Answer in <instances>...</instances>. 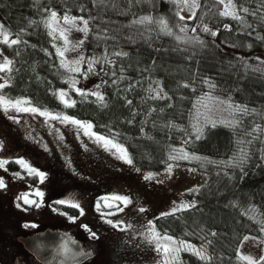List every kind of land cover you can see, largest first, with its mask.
Instances as JSON below:
<instances>
[{
	"label": "trees",
	"instance_id": "obj_1",
	"mask_svg": "<svg viewBox=\"0 0 264 264\" xmlns=\"http://www.w3.org/2000/svg\"><path fill=\"white\" fill-rule=\"evenodd\" d=\"M232 3L240 20L222 16L224 5L217 0H197L194 19L180 13L178 0H0V24L12 39L21 41L11 47L0 44V52L12 61L10 73H1L10 87L0 96L24 98L38 109L92 124L94 132L125 147L132 164L142 171L160 172L177 159L204 175L201 184L183 193L190 202L187 210L153 220L159 234L190 243L208 257L201 260L182 251L175 264H246L237 256L243 237L249 234L264 241V59L255 55L264 52V0ZM52 12L88 21L82 56L85 67L100 61L91 66L100 74L103 103L67 89L69 73L61 67L46 27ZM146 18L152 23H134ZM162 22L171 35L161 30ZM63 89L69 90L74 107H65L68 103L59 99L57 91ZM208 89L247 111H237L234 123L204 126L197 138L191 114L195 100ZM1 125L0 140L10 143L1 155L10 163L1 173L36 183L11 161L23 159L35 168L32 162L39 157L28 160L27 147L6 134L12 127ZM176 148L198 159L178 158ZM49 163L46 159L35 165L46 170L54 166ZM3 179L8 187L7 176ZM50 187L52 195L57 193L55 182ZM68 208L61 210L76 216ZM0 220V245L6 247L4 229L13 222ZM24 226L22 233L34 231ZM10 239V249L18 252L15 235ZM12 257L0 254L4 263Z\"/></svg>",
	"mask_w": 264,
	"mask_h": 264
},
{
	"label": "rangeland",
	"instance_id": "obj_2",
	"mask_svg": "<svg viewBox=\"0 0 264 264\" xmlns=\"http://www.w3.org/2000/svg\"><path fill=\"white\" fill-rule=\"evenodd\" d=\"M228 3L229 0H223L224 10ZM196 4L197 0H178L180 13L185 17L192 16ZM231 4L233 5L232 0ZM57 15L61 21L60 26L67 31V47L70 49L78 47V50L68 51L63 56V60L69 67H72L74 62L80 60L82 56L81 41H83L85 34L76 32L69 25H63L62 21L65 16L77 21L87 20L77 16ZM77 26L82 27L83 25L78 24ZM3 31L6 32L4 27ZM49 31L51 30L49 29ZM0 39H2V35H0ZM54 43L56 52L57 49L63 50L66 46L64 39L60 38L59 34L54 39ZM255 55H257V58L264 59V52H256ZM5 59L8 60L4 55L0 57V65L4 64ZM59 60L61 64L60 56ZM89 66L91 65L85 67L84 63L81 64L78 72L68 71L62 67L69 73L67 89L69 88L75 92L78 90L79 92L93 93L95 97L97 93L102 96L100 74L94 66V74L89 73ZM85 76L88 78L84 79ZM73 81L78 82L75 84V90L73 89ZM4 83V78L1 77L0 73V86ZM67 89L59 90L57 94L62 102L70 103L67 93L69 90ZM61 93L67 95L61 99ZM0 101L15 103L17 101H27V99L9 100L0 96ZM20 107L38 109L31 104H21ZM237 108V105L231 100L222 98L211 89H208L207 92L195 100L191 114L192 125L197 133V128L201 131L207 125L234 123L236 122ZM38 110L65 117L62 114L42 109ZM68 118L79 121L72 117ZM5 121L12 127V129H7L6 134L9 133L14 137H18L21 146L27 147L25 157L28 158L32 155L39 157L33 162L29 158L28 160L33 163L36 170L41 171L46 176L45 182L38 187L39 178L35 177L33 181H36V183H32L28 179L18 178L22 176L2 174L3 170H0V178L7 176L8 181L6 190L0 191V203L2 202L3 205L0 207L2 211L0 218L13 222L8 230L4 229V245L6 247L0 245V254L2 256L11 254V257H13L10 264L37 263L34 262V258L23 253L24 259L20 252H16V249H13V251L10 249L11 245H14V243L11 244L10 237L15 235L17 238L24 235L19 231L22 224L35 225L32 234L46 229H55V227L71 230L74 238H78L84 243L88 242L84 246L85 248L93 249L94 256L90 259L89 264H175L178 262L180 253L187 251L183 249V245H191L192 248L197 249L190 243L159 234L155 230L153 220L161 215L177 213L186 205L189 207L190 202L184 197L183 193L189 187L201 184L205 180L204 175L186 165L179 164L177 159H174L160 172L142 171L133 164L129 166L122 163L121 160L115 158L114 154H109L103 146L96 143L89 135H85L84 129L77 128L74 125H66L60 121H46L41 116L32 115L25 111L4 112L2 105H0V125L2 122L6 123ZM79 122L88 124L83 121ZM7 127L9 128V126ZM87 131L90 134L102 136L94 132L93 129ZM0 134L4 135L1 132ZM114 142L119 144L116 141ZM0 144H3V150L6 148L5 146L10 145L9 142L4 145L2 140H0ZM119 145L123 147L121 144ZM45 146L49 151L44 150ZM3 150L0 152V160L5 159L4 156H1L4 155ZM175 150L178 158H184V154H187L177 148ZM46 159H50L52 163L49 164H54V166H46V170L36 166L39 161L42 163ZM43 165L41 166L43 167ZM169 168L173 169L171 177L167 175ZM149 175L156 177V179L153 181L145 180L144 178ZM54 182L58 190L57 193L52 195V187L50 186ZM36 191L44 194V206L30 208L24 205L20 198L27 195L30 200L35 199L34 193ZM113 196L130 199L132 203L127 208H123V205L105 208L103 206L105 200ZM9 201L11 202L9 203ZM59 201L79 203L84 211L83 217L80 214L75 217L73 213L69 212L68 214L63 212L64 215H60L59 213L62 212L61 209L64 206L58 204ZM98 201L101 204L99 212L96 207ZM17 202L25 209L24 211H20L16 207ZM52 202L54 205H52ZM108 203L111 204L112 202L109 200ZM55 204H58L60 208L58 209ZM121 208H123V211H120ZM68 209L71 212L72 210L76 211L72 208ZM141 209H147V211H141ZM101 212L105 214L117 212L118 214L101 215ZM70 219L76 220V223H71ZM106 219L112 223L122 225L125 230L114 229L109 223H105ZM1 227L0 220V229ZM85 227L90 229L91 233H95L98 239L90 238V233L85 231ZM164 237L169 239L165 240ZM249 237L252 239L245 243V239ZM172 241H175V243H172ZM157 247L162 249L160 253L156 251ZM163 248L170 250L168 255H164ZM174 250L178 251L179 254L173 255ZM263 254L264 241L249 234L243 237L237 248L238 258L246 264H248L249 259L259 261ZM14 257H17L16 260H14ZM241 257L245 259L242 260ZM0 264L2 263L0 262Z\"/></svg>",
	"mask_w": 264,
	"mask_h": 264
},
{
	"label": "snow or ice",
	"instance_id": "obj_3",
	"mask_svg": "<svg viewBox=\"0 0 264 264\" xmlns=\"http://www.w3.org/2000/svg\"><path fill=\"white\" fill-rule=\"evenodd\" d=\"M217 2L218 3H223V0H217ZM193 7H195V5H193ZM243 12H244L245 15L249 14L247 9H244ZM221 15L224 16L225 18H231L233 20H240L241 19L240 15L237 13L235 7L231 4V0H229L228 5L225 6V10L221 13ZM192 18L193 19L195 18V11L192 12ZM181 19H183V17H181ZM134 23L150 24V23H152V21H151V19H147L146 18V19H142L140 21H134ZM62 24L63 25H69L76 32L84 33L85 36L89 32L88 21H85V20L77 21V20H74V19H71V18L65 16L63 18ZM78 24H82L83 26L82 27H78L77 26ZM60 25H61V21L59 20L57 13L52 12L50 14V19L48 21H46V27L51 30L49 34L52 35L54 39L57 38V34H59V37L64 39V42H65V45H66L63 50L57 49V55H59L61 57V67L65 68L68 71H77L78 72L79 68H80V65L84 63V58L81 56L80 60L75 61L72 67H69L68 64L63 60V56H64V54L66 52L78 50V47H74V48H71V49L67 47V43H68V41H67V31L64 28H62ZM3 27L4 26L2 24H0V35H2V39H0V44L7 45V46L11 47V46L18 45L19 43H21L20 40L12 39L11 35L9 33L4 32L3 31ZM248 27H251V26L249 25ZM161 30L164 31L166 34L171 35V33L167 32L166 23L162 22ZM203 30H204V32L209 33L212 36L218 35V33L210 32V30L207 29V28H204ZM230 30L231 29H229V31ZM10 40H11V43H9ZM197 42L198 43H202V41H197ZM82 43H83V41H81V44ZM53 47H55V45H53ZM117 55H119V53H117ZM2 56H3V53L0 52V57H2ZM98 63H100L99 60H93V61L89 62L90 65L98 64ZM11 65H12V61H8V60L5 59L4 64L0 65V73H2V72H9L10 73ZM88 72L94 74V68L89 66ZM87 78H88L87 76L84 77V79H87ZM68 82L69 81H65V83H68ZM76 83H78V82L77 81H73L72 82L74 90H75V84ZM7 87H10V85L9 84H3L2 86H0V92H2L3 89L7 88ZM184 87H188V85H184ZM159 92H162V89H158V93ZM77 94L81 95V96L93 95V93L79 92L78 90H77ZM65 95H67V94L66 93H61L60 94L61 99H63V97ZM95 95H96V98L99 101H101V103H103V99L104 98L102 96H100L98 93L95 94ZM159 98H160V95L157 94L156 95V99H159ZM30 103H31L30 101H17L15 103H8L6 101H0V105H2V110L4 112L25 111V112H28V113H30L32 115L41 116L46 121H60L61 123H65L66 125H74L77 128L84 129L85 130V135H89L90 138L94 139V141L96 143H98L99 145L103 146L104 149L109 152V154H114L115 158L121 160L122 163H125V164H127L129 166L132 165V159L128 155L127 149L121 147L119 144L115 143L112 139H107V138H105L103 136H96V135L90 134L89 131H87V130H90V129L93 128L92 124H84V123H81V122L76 121L74 119H69L66 116L65 117H59V116H56V115H53V114H50V113L41 112V111H39L38 109H36L34 107H26V108H21L20 107L21 104L29 105ZM128 103L131 104V101H128ZM74 106H75L74 103L65 104V107H74ZM237 111L245 112L247 110L246 109H240L238 107ZM197 133H198V137L197 138H199V135H202V132L200 131L199 128H197ZM61 139H63V137H61ZM2 150H3V144H0V151H2ZM44 150L45 151H49L47 146H45ZM181 152H183L182 149H181ZM170 158L174 159L175 157H170ZM184 158H186V159H198V158H195V157H188L187 154H184ZM11 162L18 164L23 171L28 173L29 176L38 177L41 184H43L45 182L46 176L43 175L41 172L37 171L35 168H33L30 165V163L26 162L25 160L20 159V160L11 161ZM8 163H10V161L0 160V170H5L6 171ZM172 174H173V169L169 168L168 171H167V175L169 177H171ZM18 178L23 179V177H18ZM144 179L147 180V181H153V180L156 179V177H154L152 175H149V176H146ZM6 188H7V185H6L5 181H4V179L0 178V191H4V190H6ZM34 195L39 198V202H37V200H35V199L30 200L27 195L22 196L20 199L23 201V204L26 205L27 207H30V208L31 207H36V208L43 207L44 206L43 205L44 194L42 192L36 191L34 193ZM109 200L112 202L111 204L108 203ZM57 203L60 204L61 206L69 207V208H72V209H75V210L79 211V214H80L81 217H83V215H84V211L81 208V205L79 203L65 202V201H59ZM131 203H132V201L130 199H124V198H121L119 196H113V197L107 198L105 200L103 206L105 208H111V207H117L118 205H123V208H127ZM16 207L20 211H24L25 210L23 207H21L19 202H17ZM96 207H97V211L99 212L100 211V207H101V204H100L99 201L97 202V206ZM191 207L194 208V207H196V205L192 204ZM123 208H121L120 211H123ZM187 209H188V206L186 205L181 210H187ZM53 211H55V209H53ZM141 211H147V209H141ZM59 214L60 215H64L63 212H61ZM117 214H118L117 212H109L107 214L101 212V215H117ZM171 215H175V213H171ZM70 222L71 223H76V220L70 219ZM105 223H109L111 225V227H113L114 229H118V230H121V231L125 230L122 225L116 224V223H112L111 221H109L107 219L105 220ZM24 227L25 228L35 227V225H25ZM85 231H88L90 233V238L98 239V237L95 235V233H91V230L88 229L87 227H85ZM212 235L215 236L216 233H213ZM153 239H155V237H153ZM164 239L168 240L169 238L168 237H164ZM251 239H252L251 237L246 238L244 242L247 243ZM172 243H175V241H172ZM183 249L187 250V251H191L194 255H198L201 260H208V257H206L203 254H201L199 250L192 248L191 245H183ZM156 251L158 253H160L162 251V249L160 247H157ZM169 252H170V250L168 248H163L164 255H168ZM172 254L173 255H178L179 253H178V251L174 250L172 252ZM241 259L243 260L245 258L241 257ZM248 264H264V259L259 260V261H252L251 259H249L248 260Z\"/></svg>",
	"mask_w": 264,
	"mask_h": 264
},
{
	"label": "water",
	"instance_id": "obj_4",
	"mask_svg": "<svg viewBox=\"0 0 264 264\" xmlns=\"http://www.w3.org/2000/svg\"><path fill=\"white\" fill-rule=\"evenodd\" d=\"M17 241L40 264H83L93 256L91 250H83L78 240L60 229H46Z\"/></svg>",
	"mask_w": 264,
	"mask_h": 264
},
{
	"label": "flooded vegetation",
	"instance_id": "obj_5",
	"mask_svg": "<svg viewBox=\"0 0 264 264\" xmlns=\"http://www.w3.org/2000/svg\"><path fill=\"white\" fill-rule=\"evenodd\" d=\"M6 160H7V157H6ZM76 212V216L77 215H79V211H75ZM75 216V217H76ZM70 235H73V234H71V233H69ZM30 235H33L32 233H30V234H24L22 237H26V236H30ZM81 237V236H80ZM18 238V237H17ZM17 238H16V245H18L17 247H18V252H20V255L22 256V258H24L25 259V257H24V255H23V253L24 254H26L28 257H32V258H34L32 255H30L27 251H25V249L22 247V245L17 241ZM76 240H78L80 243H81V245H82V248H83V250H91L92 251V253H93V256H94V252H93V249L92 248H85L84 246L86 245V243L88 244V242H83L82 240H80V239H78V238H75ZM93 256H92V258H93ZM16 258L17 257H14V260H16ZM91 258V259H92ZM1 259V258H0ZM11 259L12 258H10V259H8V261H7V263H4L3 261H6V258L5 259H1V263L2 264H10V262H11ZM35 260V259H34ZM27 261V259L25 260V262ZM89 261H90V259H88L87 261H85L83 264H89ZM35 263L37 262L36 260L34 261ZM38 264H40L39 262H37ZM36 263V264H37ZM26 264V263H25Z\"/></svg>",
	"mask_w": 264,
	"mask_h": 264
}]
</instances>
